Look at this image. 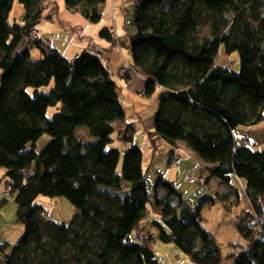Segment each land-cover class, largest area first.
I'll list each match as a JSON object with an SVG mask.
<instances>
[{
  "label": "trees",
  "instance_id": "trees-1",
  "mask_svg": "<svg viewBox=\"0 0 264 264\" xmlns=\"http://www.w3.org/2000/svg\"><path fill=\"white\" fill-rule=\"evenodd\" d=\"M13 1L0 0V168L24 233L14 244L0 243V264H157L155 239L175 244L195 264H221V249L202 225L201 201L214 204L216 195L231 210L242 193L251 220L235 223L246 244L233 252L232 264H264V147L234 138L238 127L264 125V0L132 1L134 31L125 28L131 60L125 63L144 78L145 96L156 97L150 147L167 140L171 164L176 142H184L207 164L205 182L217 178L228 188L193 205L161 176L153 190L163 187L167 195L150 199L133 131L123 136L128 144L120 170V151L106 149L114 123L126 115L122 87L102 59L117 40L121 46L116 32L103 28L99 35L109 48L89 47L71 59L32 39L42 53L32 60L29 45H19L36 31L43 0H18L24 12L12 22ZM104 1L64 3L96 22ZM201 27L209 36H200ZM222 52L237 53L238 71L217 64ZM122 68L125 81L130 74ZM50 107L56 112L47 117ZM81 125L94 140L77 137ZM45 133L50 140L37 153ZM232 176L242 180L240 189ZM38 195L67 198L76 208L72 220L55 221L34 203ZM6 201L0 198V206ZM148 205L161 207L159 219H149ZM131 244L139 252L126 254L123 246Z\"/></svg>",
  "mask_w": 264,
  "mask_h": 264
},
{
  "label": "rangeland",
  "instance_id": "rangeland-1",
  "mask_svg": "<svg viewBox=\"0 0 264 264\" xmlns=\"http://www.w3.org/2000/svg\"><path fill=\"white\" fill-rule=\"evenodd\" d=\"M132 1L105 0L99 5L101 17L98 21L91 22L80 12L67 9L64 0H43L42 12L35 23L36 31L31 35V39L28 38L27 41H22L19 47L26 48L25 46L28 44L31 59L38 60L41 58L42 53L40 48L31 42L32 39H35L41 41L43 49L47 51L56 50L62 56L68 58L74 52L75 47L83 49L90 44V47L96 49H103V47L109 48L110 42L101 38L99 32L103 28H112L118 35L121 46L117 40V46H113L109 51L104 53L105 61L109 67L111 76L123 88L120 92V100L126 115L123 119L117 120L114 123V139L106 145V149H118L120 151L121 159L119 160L118 170L121 169L122 155L128 144L123 139V136L133 131V142L142 150L143 168L146 171V184L150 194L153 192L154 185L159 181V176L170 181L174 188L182 193L183 200L190 205L196 204L204 195L214 197L215 193L224 194L228 191V188L218 179L210 183H206L205 179L203 180L204 182L198 181L196 183H190L184 178V171H182L181 165H177L175 161L174 163L168 164V152L173 148L167 140L159 138L156 140L155 148L150 147L147 130H151L152 128L153 115L157 106L156 97L152 96L150 100L147 97L141 96L142 89L133 85H129L133 95L123 93L129 89L125 87V81L120 77V69L125 66V60L129 63L131 60V55L127 48L128 37L126 36L125 28L128 33H133L134 31ZM23 12V4L19 3L18 0H14L8 14V20L12 22L14 20L19 21ZM209 34L210 30L208 27L200 28L201 37L209 36ZM217 64L225 66L230 70L238 71V55L236 52H222L220 53ZM121 74L123 75L125 73L121 72ZM132 75H138V73H133ZM136 88L140 89L136 90ZM27 90L29 93L32 92L31 87ZM40 90L44 91L45 89L41 88ZM55 112L56 108L50 107L46 115L47 117H51ZM75 133L82 141L95 139L85 125L77 126ZM245 137H250L254 143L264 142V127L254 128L242 126L234 130V138L237 142L244 141ZM49 140L50 136L46 133L39 138L35 147L37 153L43 149ZM179 154L182 158L186 159L182 161V163H185L188 160L185 151L179 149ZM196 162L200 164L201 169H199L198 173H201L203 163L199 160ZM3 174L4 169L0 168V197L7 198V201L0 206V243L8 242L14 244L23 235L24 227L20 222L16 221V202L14 196L4 194L3 192L5 187ZM240 181L242 180L232 176V183L239 189L241 188ZM158 195L166 196L167 193L166 191H161ZM151 196L150 199H153L154 196ZM175 200L176 198L173 197L171 205L176 204L177 201ZM34 203L43 206L46 212L59 223H69L76 213V208L63 196L48 197L38 195L35 197ZM262 203L264 206V195L262 197ZM201 205V213L203 216L202 225L212 233L221 249V264H232L235 258L233 252L240 246L246 244L244 237L239 233L235 223L240 221L244 222V219L251 220L247 216L249 212L246 211L252 208L251 204L242 193L239 204L236 206L233 205L231 210L223 207L222 201L216 195L214 204H211L207 199H203ZM160 210L161 207L155 209L148 205L149 219H159L161 216V213H159ZM151 245L155 251L157 264H195L173 243H164L155 239ZM123 250L126 254H133L139 252V247L131 244L123 246ZM0 261H3L1 253Z\"/></svg>",
  "mask_w": 264,
  "mask_h": 264
},
{
  "label": "crops",
  "instance_id": "crops-1",
  "mask_svg": "<svg viewBox=\"0 0 264 264\" xmlns=\"http://www.w3.org/2000/svg\"><path fill=\"white\" fill-rule=\"evenodd\" d=\"M37 36H38V34H37ZM37 38H39V37H37ZM39 44H42V43H39ZM90 47V44H88L87 46H85V48H83V49H86V48H89ZM104 48H106V47H103V49ZM83 49H81V48H74V52L71 54V56H69L68 57V59H71V58H73L76 54H78V53H80ZM100 49H102V48H100ZM102 59H105V54H104V56H102ZM115 79V78H114ZM125 87L126 88H129V85H133V86H136V87H140L141 89H143V87H144V78L142 77V76H140V75H130V77L127 79V80H125ZM128 85V86H127ZM140 88H136V90L137 89H140ZM123 89V88H122ZM123 93H125V94H127V95H133L132 94V92H131V88H129L126 92H123ZM151 100V99H150ZM156 108H157V106H156ZM260 127H264V125L262 124ZM259 128V127H258ZM153 129V122H152V128H151V130ZM148 137V136H147ZM148 140H149V138H148ZM249 142H248V141ZM132 142H133V140H132ZM182 141H177L176 142V144H175V150H174V153L175 154H173V157L174 158H179L180 157V162L178 163L179 165H181L182 166V171H186V170H188L192 165H193V163L194 162H196V161H198L199 160V156L194 152V151H192L191 149H189L187 146H186V144L185 143H181ZM134 143V142H133ZM238 143V142H237ZM239 143H242L243 145H245V144H248L249 146H252V147H262V146H264V142H261V143H254V142H252L251 141V139H250V137L248 138H246L245 137V140L244 141H242V142H239ZM135 144V143H134ZM182 145H183V147H182ZM256 145V146H255ZM172 148H173V146H172ZM179 149H182V150H184L185 151V153H186V157H188V160L187 161H185V163H182V161H184V160H186V159H184V158H182L181 156H180V154H179ZM172 150V149H171ZM142 156H143V154H142ZM213 180H216L217 181V178L215 179V178H211L209 181H208V183H210V182H212ZM240 182H242V181H240ZM226 189V188H225ZM163 192V191H166V189H164L163 187H160V188H158L157 189V191H156V193H154V190H153V192H152V194H150L149 193V195L151 196V195H153V196H155V195H158L159 193H161V191ZM227 190V189H226ZM0 192H1V189H0ZM166 193H167V191H166ZM211 193H213V192H211ZM180 194L182 195V193L180 192ZM1 195V194H0ZM153 196H151V197H153ZM159 196V195H158ZM204 196H208V195H204ZM1 198V197H0ZM183 198V197H182ZM152 199V198H151ZM176 201V200H175Z\"/></svg>",
  "mask_w": 264,
  "mask_h": 264
},
{
  "label": "built area",
  "instance_id": "built-area-1",
  "mask_svg": "<svg viewBox=\"0 0 264 264\" xmlns=\"http://www.w3.org/2000/svg\"><path fill=\"white\" fill-rule=\"evenodd\" d=\"M129 67V64L126 62L125 63V66L122 68V71L125 69V68H128ZM179 160V158L175 159V163H177ZM199 169H201L200 167V164L198 162H196L193 167L186 171L184 173V178L189 181L190 183H196V182H203V180L205 179L203 175H201L200 173H198ZM191 170H194L195 174H192ZM10 189L11 187L10 186H7L4 188V194H9L10 193Z\"/></svg>",
  "mask_w": 264,
  "mask_h": 264
},
{
  "label": "bare ground",
  "instance_id": "bare-ground-1",
  "mask_svg": "<svg viewBox=\"0 0 264 264\" xmlns=\"http://www.w3.org/2000/svg\"><path fill=\"white\" fill-rule=\"evenodd\" d=\"M123 72L124 73H129L130 75H132L131 73L132 72H134V69H133V67L129 64V67L128 68H125L124 70H123ZM142 92V95L141 96H144V97H146L145 96V94H144V92H143V90L141 91ZM236 141V140H235ZM239 143V142H238ZM240 145H243L242 143H239ZM245 145H248V144H245ZM249 146V145H248ZM250 147H252V146H250ZM254 148V147H253ZM180 159V158H179ZM199 161L200 162H202L203 163V170H202V172L200 173L201 175H203L204 176V178H206V176H207V169H206V163L205 162H203L200 158H199ZM196 162H194L193 163V165L195 164ZM193 165L188 169V170H190L192 167H193ZM188 170H186V171H188ZM185 171V172H186ZM184 172V173H185ZM189 172H191L192 174H195V172H194V170H191V171H189ZM204 182V181H203Z\"/></svg>",
  "mask_w": 264,
  "mask_h": 264
}]
</instances>
